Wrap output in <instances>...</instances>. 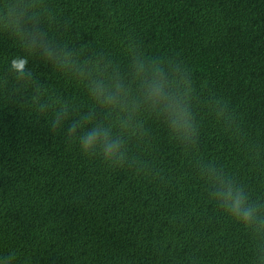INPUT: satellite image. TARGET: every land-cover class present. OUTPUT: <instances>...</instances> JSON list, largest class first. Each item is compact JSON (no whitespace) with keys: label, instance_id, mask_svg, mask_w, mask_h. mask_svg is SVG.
<instances>
[{"label":"trees","instance_id":"obj_1","mask_svg":"<svg viewBox=\"0 0 264 264\" xmlns=\"http://www.w3.org/2000/svg\"><path fill=\"white\" fill-rule=\"evenodd\" d=\"M25 6L77 67L128 73L133 59L148 55L187 66L197 134L180 142L143 111L136 134L124 137L122 167L85 157L28 105L38 84L49 103L79 115L94 107L86 83L35 55L28 63L35 84L18 85L8 68L23 52L0 5V257L14 253L11 264H264V231L224 213L202 178L214 167L264 210V0Z\"/></svg>","mask_w":264,"mask_h":264},{"label":"clouds","instance_id":"obj_2","mask_svg":"<svg viewBox=\"0 0 264 264\" xmlns=\"http://www.w3.org/2000/svg\"><path fill=\"white\" fill-rule=\"evenodd\" d=\"M10 4V6H9ZM4 5V25L10 37L17 42L23 55L15 56L8 71L18 85L35 84V76L28 67L29 58L39 55L61 74L71 73L86 83L87 94L94 107L73 116L66 103H49L45 90L35 84V93L29 109L43 117L53 134H63L82 155L102 159L113 168L126 162V135L136 134V120L143 111L152 113L180 142L195 141L197 129L190 111L191 72L187 66L169 67L159 57L133 59L128 73L118 67L93 64L77 67L71 54L58 47L44 31L35 16L29 15L25 0H0ZM96 108L115 114L113 120L98 116ZM202 178L211 188L210 197L216 205L236 222L264 231V215L260 205L251 203L245 191L214 167H208ZM14 253L0 257L2 264H11Z\"/></svg>","mask_w":264,"mask_h":264}]
</instances>
